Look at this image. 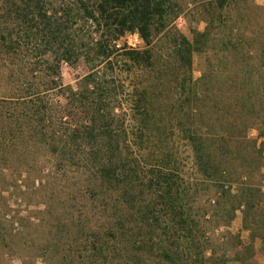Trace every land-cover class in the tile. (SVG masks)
Masks as SVG:
<instances>
[{
	"label": "trees",
	"instance_id": "trees-1",
	"mask_svg": "<svg viewBox=\"0 0 264 264\" xmlns=\"http://www.w3.org/2000/svg\"><path fill=\"white\" fill-rule=\"evenodd\" d=\"M182 15L205 30L190 40L175 26ZM132 33L143 46L121 44ZM64 63L86 68L74 86ZM0 66L1 122L50 148L69 190L54 199L66 207L49 205L22 234L34 259L250 264L257 239L264 255V191L253 183L264 164V5L0 0ZM239 211L248 246L228 229Z\"/></svg>",
	"mask_w": 264,
	"mask_h": 264
},
{
	"label": "rangeland",
	"instance_id": "rangeland-1",
	"mask_svg": "<svg viewBox=\"0 0 264 264\" xmlns=\"http://www.w3.org/2000/svg\"><path fill=\"white\" fill-rule=\"evenodd\" d=\"M255 1L258 5H264V0ZM175 26L190 40H193L192 28L201 32L206 28L205 23L193 20L189 15L180 16ZM121 44L129 46L136 44L137 47H141L143 41L132 33L128 34ZM203 58L201 54L194 56L196 78L201 76ZM0 68L3 69L2 66ZM61 72L64 84L74 86L78 77L85 74L86 68L82 64L73 67L64 63ZM2 75H5L4 71ZM7 92V83L0 76V100ZM49 99L52 100L53 97L50 96ZM14 125L10 127L9 124H3L0 119V158L8 157L10 160V164L6 165L8 169H3V164L0 162V234L7 236L5 241L0 239V264H46L42 258L34 259L37 248H26L23 245L24 236L29 235L32 229L41 224L49 205L53 204L57 208L66 207L65 204L55 203L54 199L65 196L69 190L55 175L57 160L50 148L41 149L34 138L31 141L29 138L21 139L17 135L18 128ZM250 136L262 142L258 130H251ZM4 142L5 145H2ZM20 156L27 161L25 165L22 164L24 161L19 158ZM49 181L54 182L55 185L43 188L42 186ZM253 183L264 191V164L254 168ZM228 229L239 235L245 246L250 245V232L243 225V212H238L236 220ZM45 230H41L36 237L42 239ZM260 247L261 242L257 239L254 243V259L250 264H264V255ZM230 264L240 263L234 261Z\"/></svg>",
	"mask_w": 264,
	"mask_h": 264
},
{
	"label": "built area",
	"instance_id": "built-area-1",
	"mask_svg": "<svg viewBox=\"0 0 264 264\" xmlns=\"http://www.w3.org/2000/svg\"><path fill=\"white\" fill-rule=\"evenodd\" d=\"M138 38H140L139 37V35L137 34V33H134ZM141 39V38H140ZM129 46V45H128ZM131 47H137V45L136 44H134V45H130Z\"/></svg>",
	"mask_w": 264,
	"mask_h": 264
}]
</instances>
